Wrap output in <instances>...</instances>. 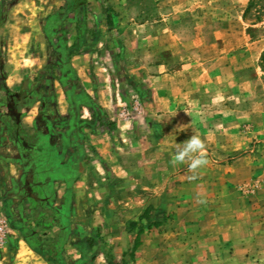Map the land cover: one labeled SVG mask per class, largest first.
I'll use <instances>...</instances> for the list:
<instances>
[{
	"label": "crops",
	"instance_id": "obj_1",
	"mask_svg": "<svg viewBox=\"0 0 264 264\" xmlns=\"http://www.w3.org/2000/svg\"><path fill=\"white\" fill-rule=\"evenodd\" d=\"M54 3L18 0L5 11L0 8V40L6 47L0 57V247L11 243L13 228L32 244L25 251L32 264L191 261L194 236L164 229L166 222L149 227L146 222L154 220L160 207L203 205L204 195L195 192L215 171L223 176L218 182L223 190L230 186L227 176L239 182L240 166L251 157L233 156L230 164L224 160L242 149L236 133L243 112L252 121L262 108L238 101L242 77L235 72L228 78L234 103L220 101L217 91L218 103L211 104L203 91L210 81L220 86L225 66L211 68L219 72L209 80L190 71L192 60L167 70L157 57L162 51L167 61L177 56V37L163 39L155 33L141 39V24L127 28L123 72L114 55L103 64L100 54L84 51L85 41L72 51V87L43 33L44 19L65 0L57 9ZM71 23L73 29L65 31L67 47L77 37L73 19ZM222 44L211 46L220 51ZM148 52L152 58L146 62L141 56ZM82 93L101 108L104 124L90 108L69 100ZM194 133L206 140L210 161L201 170V181L189 180L185 165L170 163L175 144ZM227 133L235 135L229 145ZM197 240L199 249L213 253L228 243L222 235ZM234 240L236 252L241 246Z\"/></svg>",
	"mask_w": 264,
	"mask_h": 264
},
{
	"label": "rangeland",
	"instance_id": "obj_2",
	"mask_svg": "<svg viewBox=\"0 0 264 264\" xmlns=\"http://www.w3.org/2000/svg\"><path fill=\"white\" fill-rule=\"evenodd\" d=\"M17 1H2L0 8L5 11ZM54 1L56 9L63 4V0ZM64 9L63 5L55 15L63 13ZM86 10L83 50L100 54L101 62L109 61V55H114L119 71L123 72L125 66L122 62L125 52L121 46L129 36L127 28L141 24V39L155 33L163 39H168L170 34L177 37V56L167 61L163 51L160 58L156 54L167 70L180 69L192 60L195 66L190 71H199L209 80L219 72V67L225 66L227 72L220 86L217 88L210 81L207 91H203L211 104L214 98L218 103L217 91H220V101L234 103L233 86L228 78L234 72L241 74L242 91L238 93V101L243 106L257 103L262 108L252 121L244 117L246 112H243L236 133L241 136L242 149L224 160L230 164L233 156L251 157L240 166L241 180L235 182L233 176H227L230 186L223 190L218 183L223 176L215 171L203 181L206 185L195 192V195H204L203 205L160 207L156 216H162V223L166 222L164 229L195 238L193 259L178 260L176 264H264V0H89ZM107 15L111 16L110 24L106 22ZM72 19L73 14L68 13L66 19L57 24L58 28L66 32L72 30ZM60 36V31L54 32L53 42L56 43ZM218 41L225 45L220 51L217 46H211ZM5 51L0 40V57H5ZM142 55L146 62L152 58L150 52ZM213 67L217 69L210 70ZM184 73L187 75L188 71ZM226 129L228 131V126ZM233 136L227 133V145ZM213 159L218 161L216 154ZM201 180L200 176L197 181ZM10 231H14L8 235L11 243L0 247V264H32L26 253L32 244L25 242L20 230L11 228ZM23 232L27 238L28 232ZM217 235L224 236L228 242L218 253L197 247L200 245H197L198 238ZM233 240L241 246L236 252Z\"/></svg>",
	"mask_w": 264,
	"mask_h": 264
},
{
	"label": "trees",
	"instance_id": "obj_3",
	"mask_svg": "<svg viewBox=\"0 0 264 264\" xmlns=\"http://www.w3.org/2000/svg\"><path fill=\"white\" fill-rule=\"evenodd\" d=\"M86 0H65L64 12L57 14L58 16L49 15L44 19L43 24V33L45 39L51 48L58 54L57 65L60 66L63 75L68 80L69 83H73L72 87H75L74 84L75 76L71 67L69 66L68 59L72 51L78 50L79 47L83 44L84 35L86 32L85 19H86ZM68 13L73 14V20L75 22V31L77 33L76 41L71 47H67L65 44L66 32L62 28H58L59 23L66 19ZM56 17H60L59 20H55ZM107 24L111 23V16H106ZM57 29H54L56 28ZM55 30V31H54ZM61 32V36L57 38V42H53L54 32ZM142 90V89H141ZM77 96V97H76ZM71 103L75 105H84L90 108L93 111L94 117L100 124H104L102 121L104 119V114L99 106H97L86 94L82 93L79 95L69 96ZM162 222L161 217L155 216L152 222H146V227L151 225H158Z\"/></svg>",
	"mask_w": 264,
	"mask_h": 264
},
{
	"label": "clouds",
	"instance_id": "obj_4",
	"mask_svg": "<svg viewBox=\"0 0 264 264\" xmlns=\"http://www.w3.org/2000/svg\"><path fill=\"white\" fill-rule=\"evenodd\" d=\"M213 103H216V98L213 99ZM195 107L196 105L193 104L192 108L195 109ZM186 113L190 115L189 112ZM170 163L173 167L185 165L189 180L199 179L201 170L210 163L207 155L206 140L201 138L199 134L194 133L183 143H176ZM200 202L204 201L201 200Z\"/></svg>",
	"mask_w": 264,
	"mask_h": 264
},
{
	"label": "built area",
	"instance_id": "obj_5",
	"mask_svg": "<svg viewBox=\"0 0 264 264\" xmlns=\"http://www.w3.org/2000/svg\"><path fill=\"white\" fill-rule=\"evenodd\" d=\"M3 233H4V223L0 218V240L2 238Z\"/></svg>",
	"mask_w": 264,
	"mask_h": 264
}]
</instances>
